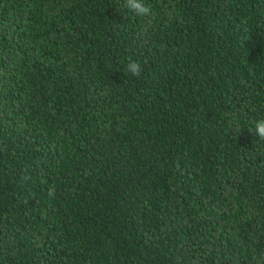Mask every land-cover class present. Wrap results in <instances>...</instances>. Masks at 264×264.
<instances>
[{
    "label": "trees",
    "instance_id": "16d2710c",
    "mask_svg": "<svg viewBox=\"0 0 264 264\" xmlns=\"http://www.w3.org/2000/svg\"><path fill=\"white\" fill-rule=\"evenodd\" d=\"M145 3L0 0V264H264V0Z\"/></svg>",
    "mask_w": 264,
    "mask_h": 264
},
{
    "label": "clouds",
    "instance_id": "9594fccd",
    "mask_svg": "<svg viewBox=\"0 0 264 264\" xmlns=\"http://www.w3.org/2000/svg\"><path fill=\"white\" fill-rule=\"evenodd\" d=\"M125 7L139 17H151L154 15L153 8L150 4L145 3V0H125ZM126 70L134 77H139L143 72V67L139 61H129L126 66ZM250 131L254 133L256 137L264 140V118L254 121ZM27 179V178H25ZM47 183V181H44ZM55 185H51L48 189V195L50 197L55 196Z\"/></svg>",
    "mask_w": 264,
    "mask_h": 264
}]
</instances>
